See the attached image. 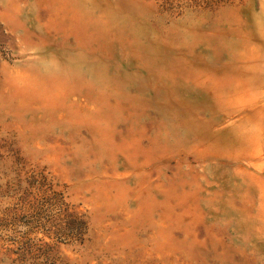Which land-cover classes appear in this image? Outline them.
<instances>
[{
  "label": "rangeland",
  "instance_id": "obj_1",
  "mask_svg": "<svg viewBox=\"0 0 264 264\" xmlns=\"http://www.w3.org/2000/svg\"><path fill=\"white\" fill-rule=\"evenodd\" d=\"M0 264H264V0H0Z\"/></svg>",
  "mask_w": 264,
  "mask_h": 264
},
{
  "label": "trees",
  "instance_id": "obj_2",
  "mask_svg": "<svg viewBox=\"0 0 264 264\" xmlns=\"http://www.w3.org/2000/svg\"><path fill=\"white\" fill-rule=\"evenodd\" d=\"M78 224H79V228H78V239H80V241H81V238H82V236L83 235H85V232H84V230H86V222L85 221H83V220H79L78 221Z\"/></svg>",
  "mask_w": 264,
  "mask_h": 264
}]
</instances>
